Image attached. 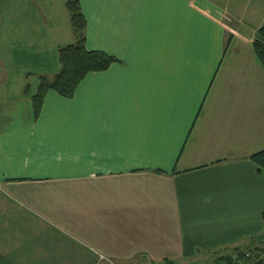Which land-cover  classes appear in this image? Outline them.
<instances>
[{
    "label": "crops",
    "instance_id": "1",
    "mask_svg": "<svg viewBox=\"0 0 264 264\" xmlns=\"http://www.w3.org/2000/svg\"><path fill=\"white\" fill-rule=\"evenodd\" d=\"M68 1L0 0V264H205L261 246L264 0H79L87 49L116 61L36 116L77 41Z\"/></svg>",
    "mask_w": 264,
    "mask_h": 264
},
{
    "label": "trees",
    "instance_id": "2",
    "mask_svg": "<svg viewBox=\"0 0 264 264\" xmlns=\"http://www.w3.org/2000/svg\"><path fill=\"white\" fill-rule=\"evenodd\" d=\"M71 17V24L77 38L75 44L60 49L59 64L60 71L53 81L42 78L37 94L33 97L36 116L41 112L44 99L49 91H56L62 97L71 98L74 96L80 82L90 73L107 70L116 59L104 52L89 51L86 46V20L82 13L79 0H69L66 4ZM255 54L264 68V27L258 31L254 40ZM251 161L258 167L259 173H264V150L251 156ZM264 225V213L262 214ZM261 246H264V236ZM264 250L260 246L249 248L245 251L235 250L243 264H250L254 255L260 254ZM252 256L248 259L245 254ZM220 257L215 264H240L234 261L233 256ZM164 264H172L165 262ZM254 264H263L255 260Z\"/></svg>",
    "mask_w": 264,
    "mask_h": 264
},
{
    "label": "rangeland",
    "instance_id": "3",
    "mask_svg": "<svg viewBox=\"0 0 264 264\" xmlns=\"http://www.w3.org/2000/svg\"><path fill=\"white\" fill-rule=\"evenodd\" d=\"M81 9H82V7H81ZM263 247L264 246H260V248H263ZM232 254H235V253H232ZM232 254L229 253V255H232ZM223 256H228V255H223ZM234 257H236V256H234ZM205 260H206L205 264H215L214 258L212 259V257H209L208 259L206 258ZM255 260H257L258 262L260 261L264 264V250L260 254L258 253L256 255H254V258L251 260L250 264H254ZM221 264H224V263H221Z\"/></svg>",
    "mask_w": 264,
    "mask_h": 264
},
{
    "label": "built area",
    "instance_id": "4",
    "mask_svg": "<svg viewBox=\"0 0 264 264\" xmlns=\"http://www.w3.org/2000/svg\"><path fill=\"white\" fill-rule=\"evenodd\" d=\"M232 255H234V254H232ZM234 256H236V257H234ZM234 256H233L234 261L236 260V262L243 264V262L240 260V258L237 255H234ZM245 256H246V258L249 259L252 255L250 253H246Z\"/></svg>",
    "mask_w": 264,
    "mask_h": 264
}]
</instances>
